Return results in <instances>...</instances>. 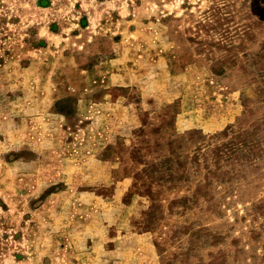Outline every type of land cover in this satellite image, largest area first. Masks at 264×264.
<instances>
[{"label": "rangeland", "instance_id": "rangeland-1", "mask_svg": "<svg viewBox=\"0 0 264 264\" xmlns=\"http://www.w3.org/2000/svg\"><path fill=\"white\" fill-rule=\"evenodd\" d=\"M0 264H264V0H0Z\"/></svg>", "mask_w": 264, "mask_h": 264}]
</instances>
